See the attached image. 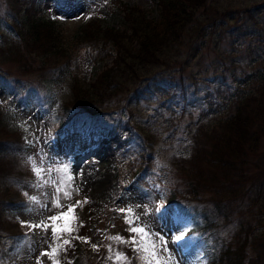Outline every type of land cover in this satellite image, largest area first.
I'll use <instances>...</instances> for the list:
<instances>
[{
  "label": "rangeland",
  "instance_id": "rangeland-1",
  "mask_svg": "<svg viewBox=\"0 0 264 264\" xmlns=\"http://www.w3.org/2000/svg\"><path fill=\"white\" fill-rule=\"evenodd\" d=\"M25 1L28 2L27 6L34 4L36 15L55 20L65 38L76 35L90 19H99L104 25L118 26L113 0ZM121 1L140 7L151 20L159 18L157 0ZM197 17L204 27L203 33L197 35L196 28L184 31L181 44L174 46L169 53L171 69L168 71L173 73L174 69L180 68L185 77L183 85L177 84L176 92L171 96L174 99L168 100L169 105L164 104L171 106V110L155 114L163 109V102L148 92L146 82L139 86L144 91L139 94L137 84L122 80L124 85L120 91L110 97L120 95L118 98L121 102L114 104V111L108 115L104 110L92 120L79 114L73 116L71 133L68 135L63 128L56 126L60 111L65 109L64 104L70 101L73 93L68 85L55 80L54 67L58 66L60 57H43L44 48L37 45L19 43L12 46L16 37L15 17L3 11L0 19V144L4 139L7 142L6 150L0 153V202L6 206L3 210L5 219L0 224V264H52V260L41 253L50 251V246L55 247L56 243L63 244L64 240H69L70 244L64 245L66 251L61 250L56 257L60 264H113L108 257H115L116 251L126 254L130 264H134L138 254L130 243L107 239L109 236L128 239L132 235L128 231L125 213L119 211L129 208L139 217L135 226L147 225L154 234L152 239L157 243L161 239L167 241V252L161 249L160 255L166 257L169 252L172 254L168 264H201L195 251L197 233L186 232L188 220H182L172 205H165L162 183H166L169 150L164 144L145 138L150 129L167 127L171 121L178 125L198 119L214 123L221 109L209 101L222 85L221 75L234 76L235 71L264 67L263 61L249 64V60L258 55L256 51L264 52V0H207V5L197 10ZM195 24L192 22L190 25ZM105 51L98 57L94 56L97 49L89 48L84 53L78 69L81 90L92 89L99 73L111 65L114 48L108 45ZM4 57L5 61H1ZM254 95H259L258 91ZM138 96L141 99L138 100ZM130 100H138L131 106L132 115L125 108V103ZM221 100L225 101L222 95L217 102ZM248 105L250 121L251 115H255V108L254 104ZM73 111V108H69L70 113ZM111 117H117V120L114 122ZM119 120L121 125L110 133L105 130L90 138H85V133H77L79 129L85 132L96 127L102 129L104 125L113 127ZM135 121L140 122L137 138L133 128ZM215 129L218 132L220 128ZM144 141L149 143V155L157 168L155 176L151 178L134 175L136 157ZM206 142V150H211L213 140ZM185 148L180 147L178 153H184ZM261 154H264V134L260 135L255 149L248 151V173L260 171L256 159ZM78 163L89 168L95 178H107V184L98 189L87 188L83 178L73 173ZM197 163L207 177L213 175V171L217 178L222 177V170L209 166L203 160ZM34 167L43 169L40 175L34 172ZM190 168L191 171L187 173L181 164L176 166L174 173H171L172 183L189 182L197 167ZM170 170L173 171V168ZM62 178L68 180L67 186L73 190L71 199L65 198L63 192L57 193ZM250 184L249 180L242 183L244 187ZM75 189H79L78 194ZM236 192H226L229 196H225L227 204L222 202L220 205L232 220L222 228L221 233L233 240V246L239 244L246 229L256 234L244 252L242 249L244 264H250L249 260L260 251L256 245L258 238H263L261 248H264V212L257 204L244 210L249 201L238 196L231 197ZM207 193L211 195L210 191ZM250 193L253 195L254 191L250 190L248 195ZM57 195L60 204L65 206L64 211H67V205L76 201L87 198L88 202L76 207L71 216L55 222L63 234L54 243L51 227L45 232L28 225L41 221L53 223L48 217L61 212L60 208L53 207ZM16 219L24 224L17 222V225L14 223ZM239 221H243V227L236 237ZM69 227L73 229L71 234L64 231ZM74 234L75 237L88 238L90 243L77 238L74 241ZM176 235L184 237L179 247L175 242ZM77 240L80 241L79 248L74 246ZM92 245H98V250H94ZM138 260L142 264V260Z\"/></svg>",
  "mask_w": 264,
  "mask_h": 264
},
{
  "label": "trees",
  "instance_id": "trees-1",
  "mask_svg": "<svg viewBox=\"0 0 264 264\" xmlns=\"http://www.w3.org/2000/svg\"><path fill=\"white\" fill-rule=\"evenodd\" d=\"M157 3L160 10L159 18L151 20L147 12L140 7L114 0L113 10L118 26L104 25L98 19H91L85 22L71 38L63 36L56 21L36 15L37 9H34L33 3L30 6H27L28 2L25 0H3L0 3V19L3 17V11L15 17L14 24L17 30L14 27L16 37L12 46L19 43L37 45L44 48L43 57L51 55L60 57L58 66L54 67L55 80L68 85L73 93L70 101L64 104L65 109L60 112V119L56 123L58 128L64 126L65 129H70L72 115L79 114L92 120L104 110L108 115L111 114L115 109L114 104L121 102V99L118 98L120 95L115 98L110 97L120 91L121 86L124 85L122 80H130V83L137 84L139 94L144 93L139 86L146 82L148 92L158 96L163 102V109L155 114H164L172 109L171 106H166L169 105L168 100L174 99L171 96L176 92L178 83L183 85L185 77L180 68L174 69L173 73L168 71L171 69L169 53L174 46L181 44L184 31L196 28L197 35L203 33L204 27L197 17V10L201 6H206L207 0H157ZM192 22L196 24L191 26ZM108 45L115 51L111 65L106 66L99 73L92 84V89L81 90L78 69L85 51L89 48L97 49L94 56L98 57L100 53H106L105 49ZM256 54L258 55L249 60V64H259L262 61L264 64V52L256 51ZM260 58L262 60H259ZM100 59L103 60V57ZM1 61H5V57ZM220 80L222 85L210 96L209 101L210 104L215 103L218 109H221L214 123L198 119L178 125L171 121L167 127L150 129L145 140L158 141L169 150L168 165L165 168L166 183H162L165 199L183 220H188L187 232L198 233L195 248L201 264H244L243 252L252 240V236L256 234L252 233L251 229H246L239 244L233 246V240L221 233L222 228L232 220L228 213L222 211L220 205L222 202L227 204L225 199L229 196L226 192L238 191L231 197L246 198L249 202L246 203L244 210L257 204L264 212V170H262L264 154L256 159L259 172L248 173L246 167L248 151L255 149L260 135L264 134V67L259 66L252 71H235L234 76L223 74ZM256 91L259 95L252 96ZM221 95L225 101L217 102ZM137 98L141 99L139 96ZM247 101L248 104H254L255 108V115H251L250 121ZM135 102L130 100L125 103L130 115L133 112L131 106ZM69 108L74 109L73 113H69ZM152 117L156 116L152 115ZM110 119L115 122L117 117ZM118 122L113 127L104 125L101 126L102 129L96 127L85 132L79 129L78 132L85 133L87 138L96 137L105 130L109 133L114 131L121 125V120ZM216 127L220 128L218 132ZM133 128L137 138L140 122H133ZM207 140H213L211 150H206ZM6 142L7 140L4 139L0 144V153L6 150ZM144 143L139 156L136 157L135 173L141 177L151 178L155 176L154 171L157 168L153 157L149 155V143L145 141ZM180 147H186L187 150L179 154ZM199 160L222 170V177L217 178L215 171L212 172L213 175L207 177L197 163ZM180 164L187 173L191 171L190 166H196V172L191 175L192 177L190 176L189 182L173 184L171 173H174L176 166ZM172 168L173 171L170 170ZM247 180L251 181V184L249 187H244L242 183ZM250 190L254 191L253 195L251 193L248 195ZM209 191L210 196L207 195ZM4 208V202H0V224L5 219ZM238 224L236 237L243 227V221H239ZM262 242L263 238H258L256 245L259 246L260 251L256 252L255 258L249 260L250 264H264ZM134 264H139V260L135 259Z\"/></svg>",
  "mask_w": 264,
  "mask_h": 264
},
{
  "label": "snow or ice",
  "instance_id": "snow-or-ice-1",
  "mask_svg": "<svg viewBox=\"0 0 264 264\" xmlns=\"http://www.w3.org/2000/svg\"><path fill=\"white\" fill-rule=\"evenodd\" d=\"M34 172L37 175H40V173L43 171V169L39 167H34ZM65 174H67V169H64ZM68 180L63 179L61 180L60 185L57 187V193L63 192V196L67 199L72 198V189H70L68 186ZM75 191L79 192V189H75ZM34 199V198H33ZM60 197L57 195L53 202V207H57L61 209V212L57 215H53L48 217V220L52 221V224H48L44 221H41L39 224H32L28 225L31 228H41L45 232H47L48 228L51 227L52 233H53V242L56 243L63 234L62 230L58 228V226L55 224L57 220H62L65 217L71 216L75 210L76 207H78L81 203H87L88 200L85 198L84 201H76L75 204H69L67 205V211H64L65 206L60 204L59 202ZM122 213H125V220L126 223L129 224L128 231L132 234L128 239H125L124 237L120 236H109L107 239L114 240L120 243L125 244H131L133 246V250L138 254V259L142 260V264H168V261L172 259V254L169 252L166 257H162L160 255L161 249H163L165 252H167L166 244L167 241L160 240L159 243H157L156 240L152 239L153 233L149 230L147 225H139L135 226L136 222L139 220L138 216H135L132 209H120L119 210ZM82 226V225H81ZM64 231H67L69 234L73 231L71 227L65 229ZM77 239L82 240L83 242L90 243V240L86 237H76ZM184 239L181 235L175 236V242L177 243L178 247L181 246L180 242ZM70 244L69 240H64L63 244L56 243L55 247H51L50 251H46L44 253H41L42 256H48L50 260H52V264H60V261L56 258L59 255V252L64 249V245ZM94 250H98V245H92ZM109 251H112L111 245L108 246ZM109 260H113V264H130V261L126 254L121 253L119 251H116L115 257L109 256ZM39 264V262H38Z\"/></svg>",
  "mask_w": 264,
  "mask_h": 264
},
{
  "label": "bare ground",
  "instance_id": "bare-ground-1",
  "mask_svg": "<svg viewBox=\"0 0 264 264\" xmlns=\"http://www.w3.org/2000/svg\"><path fill=\"white\" fill-rule=\"evenodd\" d=\"M73 173L78 174L80 175V178H83L84 185H86L87 188L98 189V188L104 187L108 181L107 178H102V177L95 178V176L92 174L90 169L85 166H82L81 163H78V165H75L73 169Z\"/></svg>",
  "mask_w": 264,
  "mask_h": 264
}]
</instances>
